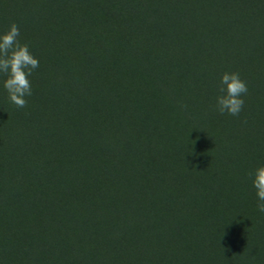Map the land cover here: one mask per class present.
Masks as SVG:
<instances>
[{
	"label": "rangeland",
	"instance_id": "1",
	"mask_svg": "<svg viewBox=\"0 0 264 264\" xmlns=\"http://www.w3.org/2000/svg\"><path fill=\"white\" fill-rule=\"evenodd\" d=\"M79 1L0 4V28L18 25L39 61L25 108L0 86V264H264L249 176L264 166L262 27L237 26L253 51L199 27L103 71L79 54L91 32L59 14ZM226 72L248 87L239 116L215 108Z\"/></svg>",
	"mask_w": 264,
	"mask_h": 264
},
{
	"label": "trees",
	"instance_id": "2",
	"mask_svg": "<svg viewBox=\"0 0 264 264\" xmlns=\"http://www.w3.org/2000/svg\"><path fill=\"white\" fill-rule=\"evenodd\" d=\"M199 1L200 5L197 6L198 0H80L69 7L61 3L58 11L67 21L70 16L77 17L82 29L91 32L83 37L78 47L79 54L87 66L100 65L103 71L111 70L114 64L128 54L135 56L142 65L146 62L143 45L148 47L155 41H162L163 49L168 52L170 47L166 39H172L183 30L194 35L199 27L207 32L205 38H208L210 44L225 36L234 43L236 51L245 53L248 49L253 51L256 48L258 40L252 37L244 41L238 34L237 26L246 21L251 28L253 25L262 27L264 32V0H221L219 3L212 0ZM235 1L238 5L233 7ZM2 2L5 4L4 9H7L5 15L13 14L19 6L28 10L32 5L31 0H0V4ZM214 21H220L221 29L212 26ZM66 25L69 28L70 25ZM7 30L0 28V34ZM47 30L50 33V28ZM250 45L252 47L249 48ZM245 55L249 57V54ZM5 79L0 74V86H3ZM0 100L3 99L0 97ZM0 115L3 116V113L0 112ZM73 192L69 190L70 195ZM81 227L89 230L88 226ZM124 241L121 238V242ZM22 242L17 245V249L28 256L31 249ZM117 246L113 250L114 257L122 253V244ZM61 248L64 249L65 245ZM211 253L214 257L215 249ZM93 257L90 252L88 264H93Z\"/></svg>",
	"mask_w": 264,
	"mask_h": 264
},
{
	"label": "clouds",
	"instance_id": "3",
	"mask_svg": "<svg viewBox=\"0 0 264 264\" xmlns=\"http://www.w3.org/2000/svg\"><path fill=\"white\" fill-rule=\"evenodd\" d=\"M20 29L12 23L8 30L0 34V74H3V87L8 94L9 101L18 109L27 106L26 97L32 95L29 77L39 67L38 59L34 58L27 44L19 41ZM216 97L215 108L220 114L239 116L244 107L241 98L248 92L246 83L238 73L222 74ZM252 187L257 198V210L264 213V166H260L249 173Z\"/></svg>",
	"mask_w": 264,
	"mask_h": 264
}]
</instances>
